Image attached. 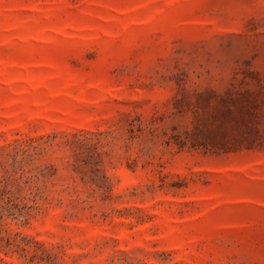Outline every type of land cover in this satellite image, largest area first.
I'll use <instances>...</instances> for the list:
<instances>
[{
    "label": "rangeland",
    "instance_id": "1",
    "mask_svg": "<svg viewBox=\"0 0 264 264\" xmlns=\"http://www.w3.org/2000/svg\"><path fill=\"white\" fill-rule=\"evenodd\" d=\"M18 149L0 264H264V0H0Z\"/></svg>",
    "mask_w": 264,
    "mask_h": 264
},
{
    "label": "trees",
    "instance_id": "2",
    "mask_svg": "<svg viewBox=\"0 0 264 264\" xmlns=\"http://www.w3.org/2000/svg\"><path fill=\"white\" fill-rule=\"evenodd\" d=\"M20 151L21 149L16 150L5 161L0 159V225L6 216H23L40 207L38 199L42 196L39 191L31 190L28 195L21 194L22 187L28 183L29 178L23 180L21 175L17 159Z\"/></svg>",
    "mask_w": 264,
    "mask_h": 264
}]
</instances>
